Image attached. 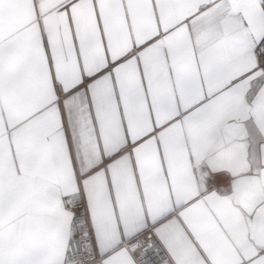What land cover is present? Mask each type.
<instances>
[{
    "label": "snow or ice",
    "instance_id": "6c2138e0",
    "mask_svg": "<svg viewBox=\"0 0 264 264\" xmlns=\"http://www.w3.org/2000/svg\"><path fill=\"white\" fill-rule=\"evenodd\" d=\"M0 264H264V0H0Z\"/></svg>",
    "mask_w": 264,
    "mask_h": 264
}]
</instances>
